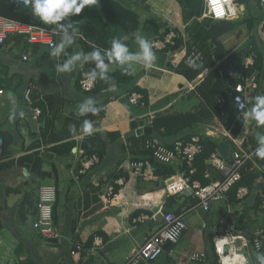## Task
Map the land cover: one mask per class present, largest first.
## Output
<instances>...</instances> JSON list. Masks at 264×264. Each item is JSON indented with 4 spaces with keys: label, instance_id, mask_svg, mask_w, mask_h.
<instances>
[{
    "label": "crops",
    "instance_id": "crops-1",
    "mask_svg": "<svg viewBox=\"0 0 264 264\" xmlns=\"http://www.w3.org/2000/svg\"><path fill=\"white\" fill-rule=\"evenodd\" d=\"M0 1L16 14L26 13L46 28L53 26L44 24L39 18L32 16L29 8L23 4V0ZM116 1L134 11L142 24L151 21L162 28L175 27L183 33V38L180 39L179 48L175 51L170 50L172 52L169 54L154 52L156 59L150 68L133 64L129 70L130 77L125 78H129L128 82L113 84L101 93L102 97H91L78 89V67L83 59L77 61L75 69L73 67L71 72L61 73L56 71V65L62 64L61 57H52L51 48L28 45L16 38L8 39L9 41L6 40L5 44L0 46V68L4 70V76L0 77V81L3 79L8 82V84H0L2 91L0 140L3 141L2 153H0V264H100V262L124 264L128 254L139 248L150 234L160 228L158 214L164 211L182 213L187 231L178 244L164 249L152 264H173L174 259H183L194 252H205L206 260L203 263L193 264L216 262L219 264V257L216 259L215 256L213 238L225 234L227 220V223L235 225V235L240 238L233 243H229V239L226 240L228 245L225 246L228 249L224 253L227 257L222 259L223 264L225 260L227 263L245 264V259L239 256L234 258L232 255L243 248L246 249L250 263L258 264L248 251L252 247L250 248L247 236L254 237L261 231L264 228V220L261 226L254 230L247 218L243 225H238V217L246 212V202L251 194L243 202L241 210L236 205H228L225 201L213 204L209 212H204L196 205L195 200L166 195L163 191L165 179L162 180L150 173L147 164L151 163L145 162L142 172L138 175H132V172L127 170L129 162L132 161L129 140L139 137L135 134V128L139 127L137 124L141 121L143 126H150L152 118L158 113L195 111L200 103V98L194 91L195 87L212 72L213 68H217L221 62L241 51L250 33L233 43L231 42L233 34L222 35L218 41L228 53L226 57L193 81H189L174 69L184 59V54L190 46L201 42L207 47L208 55L214 59L212 53L215 45L210 39H206L205 34L211 23L208 22L206 28L201 23L205 19L202 16L203 0H200L202 6L199 17L190 14L187 0ZM96 3L98 4L99 0H96ZM240 8L242 12L239 11L238 17L244 12L242 5ZM193 20L203 26V30L192 43L187 31ZM236 20L241 21L243 18ZM260 23L263 24L264 20ZM243 27L247 28L244 24L238 28ZM73 37V43L66 46H71V55L74 52L75 42L79 44V36ZM259 38L262 43L264 35L260 32ZM61 39L62 36L57 41ZM261 45L263 46V43ZM23 57H26V60H23ZM125 67L119 66L122 69ZM115 69V66L109 65L108 73L114 72ZM255 83L258 84L256 79ZM29 84L33 88L32 101L43 99L42 102H37L42 111L39 133L35 132L36 125L31 119L30 109L22 100L23 90ZM225 84L232 83L225 82ZM134 87L147 92L148 104L144 107L133 106L128 101L127 95ZM257 92L259 95L263 94L264 87L258 86L255 93ZM87 98H92L94 102L102 99L110 100L106 105L105 114L96 121L99 125L98 132L102 135L118 133L119 138L108 143L106 154L98 165L81 172L80 161L84 155L80 145L87 134L81 128L75 132L73 122L79 120L81 115L78 107ZM125 101H128L130 107ZM134 122L137 126L133 125ZM254 125L255 121L245 116L244 125L235 140L237 147L246 141L250 131L255 136L262 133L264 135V127L256 131ZM207 131L212 133L209 137L218 144H225L230 157L235 149L229 143L228 137H224L227 134L221 128L214 130L213 124H198L186 133L199 136L205 135ZM150 135L157 138L152 133ZM241 135L243 137H240ZM176 141L179 140L171 139L167 142L172 144ZM70 142H74V146L66 155H57L51 151L54 147ZM39 164L41 172L47 174L46 177L38 176ZM172 167L176 173H180L183 172L184 165L178 160ZM117 173L121 174L120 177L125 183L122 186L118 185L115 196L108 199L106 192L112 184L116 186L113 181ZM207 173L210 181L220 178L219 172L212 168H208ZM43 182L50 183L43 184ZM48 185H53L57 192L53 220L60 234V238L52 242L43 240L31 227L36 216L35 205L39 189ZM253 193L256 194L255 191ZM136 211L140 212L138 216H134ZM251 211L256 220L260 217L264 219V209L258 212L253 209ZM138 217L147 219L134 223L133 220ZM245 227L248 229L246 235H244ZM94 236L103 240V247L97 256L85 257L82 260L70 254L75 244L84 245ZM118 255L123 256V259L117 261ZM20 258L25 259L22 261Z\"/></svg>",
    "mask_w": 264,
    "mask_h": 264
},
{
    "label": "trees",
    "instance_id": "trees-1",
    "mask_svg": "<svg viewBox=\"0 0 264 264\" xmlns=\"http://www.w3.org/2000/svg\"><path fill=\"white\" fill-rule=\"evenodd\" d=\"M261 1L262 0H237L236 3L239 5L245 4L250 6V4L253 2L264 15V11L260 7ZM187 6L191 11L190 14L192 16L195 15L199 17L201 15L202 1L187 0ZM0 16L15 22L29 24L35 27H44L43 24L31 18L26 13L16 14L12 12L10 8L2 1H0ZM206 20L207 22L211 23L209 24L208 29L205 31V34L206 39H210V41L215 45V50L212 53L214 59L210 57L211 55H208L209 53L207 52V47L199 42L197 45H200L199 47L204 53V60L199 63L200 67L193 69L189 67L185 59H182V61L174 69L178 74L183 75L189 81H193L205 70L213 68L216 62L221 61L224 57H226L228 53L224 51L223 47L218 41L222 35L233 33L240 25L244 24L250 31V36L246 41V44L242 47L241 51L233 54L221 62L217 68H213L212 72L197 87H195L194 91L200 98L198 108L193 112L187 113L164 112L156 114L150 123L152 134H154V136L157 137L161 142L171 145V143L167 142L168 140H189L190 137H192V134H187L186 131L192 129L193 126L198 124L210 125L214 122H217L220 128L228 134V141L235 150H238L242 153L255 152L257 142L256 136L252 131L248 133L246 141L243 142L240 147H237V144L235 143V140L244 125L245 114L240 115L233 106L232 97L230 96L231 89L230 87L226 86L227 84H225V82L226 80H229V82L232 84L228 85L234 86L240 81V79L238 76L234 78L226 77V75L220 77L218 75V70L224 69L229 63L242 61L246 55H252L254 60L253 65L243 71V74L248 78L255 77V79L258 81L259 88L264 87V84H262L264 82V49L255 32V28L257 26L256 22L258 21L251 16L241 21L233 20L212 22L208 19ZM263 20L264 19H260L259 23L263 22ZM66 22L71 23L78 29V33H73L71 29L69 31L71 35L76 37L79 36L78 42L83 53L92 51L93 47H99L102 50L108 49L111 46L112 39L123 38L125 36L128 37V39L125 40L124 43L128 45L131 52H136L138 51L135 41L136 33L143 35L150 41L156 37H159L162 30V27H160V25L155 22L146 21L144 24H142L139 16L134 11L125 8L116 0H99L98 4H90L82 9L78 15L67 18ZM61 23H64V21H61ZM16 39L21 41V38ZM180 44L181 40L177 39L175 40V45L173 47H168V49L175 51L179 48ZM71 54V46L66 47L64 53L60 55L62 64L71 56ZM207 55L209 56L208 58L206 57ZM105 63H109L107 58H105ZM81 64L85 72L96 70L94 61L83 60ZM109 65L116 67L114 72L106 73L110 79L105 81L100 79L98 75L97 85L92 91L85 93L83 92L85 95H89L91 97H102L101 93L106 91L113 84H123L128 82L129 78H125L130 77L129 71L119 68V65ZM237 72H239V69ZM77 87L80 90L78 80ZM132 91L138 92L143 96L144 106L148 104V94L145 90L134 87L132 88ZM258 95V92L255 93L251 99ZM251 99L248 102V108L249 103L252 104ZM109 101V99H102L94 102L92 107H98V112L86 113L85 115H81L79 120L73 122L75 132H78L79 128L82 130L84 120H90L96 129V131H94L92 134H87L86 138L81 141L80 147L85 157H91L95 155L99 158V160L102 159L106 154L108 143L119 138L118 133H104L102 135L100 132H98L99 125L96 123V121L101 119L105 114L106 105ZM125 103L128 104V101H125ZM148 137L152 136H139L129 140L130 149L132 151L131 160L133 162L142 161L143 163L149 162L154 164L155 170L153 175L162 180L174 175L176 170L172 166L155 163L152 158L151 151L144 149L143 143ZM199 138L203 147V151L201 154L196 156L194 160L195 173L191 176V178L192 180H198L202 185H206L210 182L209 179L204 178V175L207 173L209 168L206 164V161L209 159L210 155L217 150L218 142L203 134L199 135ZM72 146H74V142L54 147L51 149V151L57 155L63 156L70 153ZM2 148L3 141L0 140V153H2ZM40 166L41 165L39 164L37 168L38 176L42 178L46 177L47 174L41 172ZM182 171H185L184 167L182 168ZM120 176L121 174L117 173L114 177V180L118 179ZM240 186H245L248 188V195L252 194L254 191L256 192L255 202L252 208L255 212L264 209V159H260L253 155V160L246 163L244 169L241 171L240 181L228 193V205H235V191ZM110 187L115 194L118 190L117 186L112 184ZM139 214L140 212L136 211L134 216H138ZM245 218L246 212H243L238 217L239 226L243 225ZM262 231L264 236V228ZM247 237L249 244H252L254 237L252 235H248ZM92 239L93 238H90L87 242L88 244L86 243L84 246H90ZM262 251L264 252V245ZM77 258L80 259V257ZM215 264H217V262Z\"/></svg>",
    "mask_w": 264,
    "mask_h": 264
},
{
    "label": "built area",
    "instance_id": "built-area-1",
    "mask_svg": "<svg viewBox=\"0 0 264 264\" xmlns=\"http://www.w3.org/2000/svg\"><path fill=\"white\" fill-rule=\"evenodd\" d=\"M237 0H203V13L202 16L212 22L219 21H233L238 19L239 11L236 4ZM260 7L264 11V0L260 2ZM51 27H35L29 24L15 22L5 19L0 16V46L5 44L6 40L11 38H21L23 42L28 45H40L47 48L57 43L62 34L58 35ZM183 33L175 27L168 26L161 30V35L150 40L153 52L171 53V49L175 45V40L182 39ZM184 59L188 63L189 59L194 60L197 64L204 60V53L197 45H192L187 49L184 54ZM26 60V57H23ZM253 56L247 55L242 62L229 63L224 69L218 70V75L223 77H239L240 81L234 86L230 87V96L232 97L233 106L236 108L240 115L248 111V100L258 90V84L255 83L253 77H245L243 71L253 65ZM239 69V72L237 70ZM79 78L78 85L82 92H90L97 85L95 82H89L82 65L78 67ZM227 83L229 81L226 80ZM32 85H27L22 94V100L30 109L31 119L36 125L35 132L39 133L40 116L42 111L37 105V102H42V98L32 101ZM2 93V91H0ZM239 98V99H237ZM249 98V99H248ZM128 101L136 107H144L143 96L135 91L127 95ZM220 102V100H219ZM211 132H206V136H210ZM227 134V133H226ZM149 136V135H144ZM224 137H228V134ZM144 149L150 150L152 158L155 163L165 164L172 166L178 160L184 165L185 171L175 173L174 175L164 180L163 191L166 195L178 196L181 199H191L196 201V205L204 212H209L211 206L215 203L227 202L228 193L240 181L241 171L244 169L247 162L253 160L254 151L250 153H242L238 150L232 152L231 156L222 158L216 150L210 155L206 164L219 172L220 178L210 181L206 185H202L198 180H192L191 176L195 173L194 160L196 156L202 153L203 147L200 143L199 136H192L189 140H179L171 145L161 142L154 137H148L144 140ZM99 158L95 155L91 157H82L80 161L81 172H85L92 167L98 165ZM145 163L142 161H130L127 170L131 171L132 175H138L142 172ZM150 173L155 170L154 164H147ZM205 179H209V174L204 175ZM125 180L121 177L114 180L116 186L124 185ZM248 188L240 186L235 191V205L239 209H243V202L248 196ZM115 196L112 188L106 192V197L112 199ZM57 200L56 188L53 185L43 186L39 189L37 202L35 205L36 216L31 224V227L39 234V236L47 241L52 242L60 238L58 229L56 228L53 220V209ZM232 215V214H231ZM147 219L146 217H138L133 220L134 223H139ZM228 221V220H227ZM225 234L220 237H214V250L220 257L224 255L225 245L233 243L237 238L235 225L227 223ZM160 228L150 234L143 244L130 252L124 264H152L155 262L164 251V246H175L180 242L185 232L187 231L186 222L182 213L163 212L160 219ZM255 252L262 251L264 245L263 231H259L254 235L252 244H250ZM103 247V240L98 236H94L90 246L83 244H75V247L70 251L73 257H80L84 260L85 257H95L98 255L99 250ZM236 252L232 255L235 257ZM229 256V255H228ZM238 256V255H237ZM226 258L227 255L225 254ZM230 258V257H229ZM22 261L25 258H20ZM174 259V258H173ZM173 264H190V263H203L206 260L205 252H194L186 255L183 259H174ZM100 264H106L100 262Z\"/></svg>",
    "mask_w": 264,
    "mask_h": 264
},
{
    "label": "clouds",
    "instance_id": "clouds-1",
    "mask_svg": "<svg viewBox=\"0 0 264 264\" xmlns=\"http://www.w3.org/2000/svg\"><path fill=\"white\" fill-rule=\"evenodd\" d=\"M93 3H96V0H23V4L29 8L32 16L39 18L44 24L54 25L53 31L57 32L58 35L62 34V39L51 48L50 54L52 57L60 56L64 53L66 46L73 43L74 37L70 34V29L73 33H78L76 27L66 22L67 18L78 15L82 9ZM61 21H64V23H61ZM127 39L126 36L112 39L111 46L108 49L102 50L99 47H93V50L88 53L77 52L66 59L63 64H57L56 71L61 73L71 72L75 62L80 61L82 56L84 61L91 60L96 65V70L85 73L89 82H95L98 75L102 80L107 81L110 79L106 75L109 71V64L126 66L125 71H129L133 64H141L145 68H150L156 59L150 41L143 35L136 33L135 41L138 51L131 52L128 45L124 43ZM105 58L109 63H105ZM188 65L193 69L200 67L192 59H189ZM93 103L92 98H87L85 102L79 105V114L85 115L86 113L98 112L99 108L92 107ZM251 103L252 107L245 113V116L255 121V127L264 126V94L253 97ZM82 131L90 135L96 129L90 120H84ZM256 142L257 147L254 155L264 159V135L256 134ZM216 256L219 257L218 263L223 264L222 259H225V257H220L218 254ZM259 258L261 264H264V255H260Z\"/></svg>",
    "mask_w": 264,
    "mask_h": 264
},
{
    "label": "rangeland",
    "instance_id": "rangeland-1",
    "mask_svg": "<svg viewBox=\"0 0 264 264\" xmlns=\"http://www.w3.org/2000/svg\"><path fill=\"white\" fill-rule=\"evenodd\" d=\"M242 6L244 8V12L239 17V19L241 17L243 19H245V18L251 16L252 18H254L255 20L258 21V22H256L257 25H258L260 19H264V15H263L262 11L256 6L255 3L252 2V4H250V6H247L245 4H243ZM237 7H238L237 8L238 11H240L241 8H240V5L239 4L237 5ZM240 12H242V11H240ZM201 23L204 24L205 28L208 26V25H206L208 22L205 19ZM258 28H259V30H258ZM255 29H256V33L258 35V38H259V32L264 35V23L263 24L260 23ZM202 30H203V26H201L200 24H198L196 20H193L191 22V24H190V26L188 28L187 33H188V36H189V38H190V40H191L192 43L199 37L200 33H202ZM248 33H250V31L247 28H245V27H243L241 29L240 28H237L233 33H231V34H233V36H232L233 39H232L231 42L233 43V42H236V41L240 40V38H242V37L244 38L245 36H247ZM259 40H260V38H259ZM262 43H263V48H264V41ZM77 52H81V49H80L79 44L77 42H75L73 54H76ZM81 59H83V58L81 57ZM76 64H77V62H75L74 66H76ZM74 69H75V67H74ZM3 76H4V70L0 68V77L2 78ZM0 84H8V82L7 81H3V79H1ZM263 94H264V92H263ZM251 107H252V104L249 103L248 110ZM213 127H214V130L215 129H220V126H218L215 123H213ZM254 128H255V126H254ZM242 135L240 137H243ZM261 135H263V133ZM45 183H50V182H43V184H45ZM254 198H255V193L251 194L250 197H249V199H248V201L246 202V206H247L246 218H247V221H250V225H251V228L253 230L254 229H258L261 226V224H262V222L264 220V219H261V217L256 220L255 217H254V215H253V212L251 211L252 210V205H253V202H254ZM247 233H248V229L245 227L244 235H246ZM250 248H251V246H250ZM248 251H249L250 255L257 261V263L260 264L261 260H260L259 257H260V255H264V252H262L261 254H259V253L255 252L252 249H248ZM121 259H123V256H119L118 255L116 257V260L117 261H119Z\"/></svg>",
    "mask_w": 264,
    "mask_h": 264
},
{
    "label": "water",
    "instance_id": "water-1",
    "mask_svg": "<svg viewBox=\"0 0 264 264\" xmlns=\"http://www.w3.org/2000/svg\"><path fill=\"white\" fill-rule=\"evenodd\" d=\"M134 126H137L139 125L138 128H135V134L136 136H144V135H150L152 133V128L151 126H148V127H145L143 126V123L140 121L137 125H136V122L133 123ZM255 126V125H254ZM264 126H259V127H255L254 129L256 131H260ZM217 151L219 153V155L222 157V158H227V150H226V147H225V144L224 143H219L218 146H217ZM48 157H51L50 155H47ZM158 217L161 219V214H158ZM168 247V245H165L164 246V249H166ZM227 247H225V251H227ZM237 255L239 257H242L244 260V263L245 264H251L250 263V260H249V257L247 255V252H246V249L243 248V249H240L238 251H236V255L235 257H237ZM234 257V258H235Z\"/></svg>",
    "mask_w": 264,
    "mask_h": 264
},
{
    "label": "bare ground",
    "instance_id": "bare-ground-1",
    "mask_svg": "<svg viewBox=\"0 0 264 264\" xmlns=\"http://www.w3.org/2000/svg\"><path fill=\"white\" fill-rule=\"evenodd\" d=\"M240 259V258H239ZM233 260V259H232ZM225 264H232V263H227V261L225 260Z\"/></svg>",
    "mask_w": 264,
    "mask_h": 264
}]
</instances>
